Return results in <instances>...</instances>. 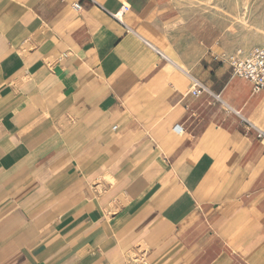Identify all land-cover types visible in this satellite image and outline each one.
<instances>
[{
	"label": "crops",
	"instance_id": "obj_1",
	"mask_svg": "<svg viewBox=\"0 0 264 264\" xmlns=\"http://www.w3.org/2000/svg\"><path fill=\"white\" fill-rule=\"evenodd\" d=\"M173 10L0 0V264H264V90Z\"/></svg>",
	"mask_w": 264,
	"mask_h": 264
},
{
	"label": "rangeland",
	"instance_id": "obj_2",
	"mask_svg": "<svg viewBox=\"0 0 264 264\" xmlns=\"http://www.w3.org/2000/svg\"><path fill=\"white\" fill-rule=\"evenodd\" d=\"M174 29L219 52L264 47V0H172Z\"/></svg>",
	"mask_w": 264,
	"mask_h": 264
},
{
	"label": "built area",
	"instance_id": "obj_3",
	"mask_svg": "<svg viewBox=\"0 0 264 264\" xmlns=\"http://www.w3.org/2000/svg\"><path fill=\"white\" fill-rule=\"evenodd\" d=\"M73 6L75 9L80 7L79 3ZM126 9L127 7L123 5L116 15L120 16ZM220 62L227 64L232 75L249 81L253 92L257 93L264 90V47H253L247 50L235 48L230 52L221 53ZM203 91H208L207 87L202 82L192 78L190 93L197 97ZM215 97L218 98V95ZM261 136L262 133H258V137Z\"/></svg>",
	"mask_w": 264,
	"mask_h": 264
}]
</instances>
